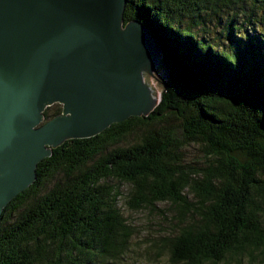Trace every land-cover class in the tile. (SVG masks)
<instances>
[{
	"label": "trees",
	"instance_id": "obj_1",
	"mask_svg": "<svg viewBox=\"0 0 264 264\" xmlns=\"http://www.w3.org/2000/svg\"><path fill=\"white\" fill-rule=\"evenodd\" d=\"M257 4L264 10V0H126L124 25L141 22L160 47V101L38 163L35 182L0 218V264L120 263L135 234L121 202L160 213L156 205L169 204V234L151 245L169 264L264 263V37L247 33L226 52L197 33L218 28L232 40L238 12L250 7V22ZM60 113L48 107L44 121ZM139 125L149 128L124 145ZM191 144L203 166L184 163Z\"/></svg>",
	"mask_w": 264,
	"mask_h": 264
},
{
	"label": "water",
	"instance_id": "obj_2",
	"mask_svg": "<svg viewBox=\"0 0 264 264\" xmlns=\"http://www.w3.org/2000/svg\"><path fill=\"white\" fill-rule=\"evenodd\" d=\"M125 5L0 0V218L52 149L159 103L145 77L162 63L160 47L141 22L124 25ZM54 104L61 113L44 121Z\"/></svg>",
	"mask_w": 264,
	"mask_h": 264
},
{
	"label": "rangeland",
	"instance_id": "obj_3",
	"mask_svg": "<svg viewBox=\"0 0 264 264\" xmlns=\"http://www.w3.org/2000/svg\"><path fill=\"white\" fill-rule=\"evenodd\" d=\"M259 1V0H258ZM259 4H257L255 11L252 13V19L250 22H245L247 16L252 12L247 9L246 14L243 15L242 12H238L235 20L238 25L242 23L240 29H236L232 33V40L226 38L225 35L218 37L220 29L211 30V34L204 35L201 31H198V36L202 39H205L206 43L214 45L215 50H225L226 52L230 51L231 46H235L236 41L241 40L240 43L247 40L248 35L250 37H264V10L259 9ZM239 10V9H237ZM235 11H229L230 15H233ZM221 15L223 19H227L229 13L226 10H222ZM220 28V27H219ZM197 31V30H195ZM248 33V35H246ZM246 35V38H245ZM264 45V43L262 44ZM155 79H154V78ZM153 77L147 75L145 77L146 83L156 92L158 98L161 96V92L165 88V83L167 81V69L161 63L153 73ZM159 82H158V81ZM53 110L61 108V105L54 104L52 105ZM165 124L173 125L179 129V121L174 118H169ZM162 125V124H161ZM160 125H152L150 128H157ZM147 128L145 125H139L134 134H131L126 138L124 145H130L134 143V140H138V137L143 133ZM184 163L190 164L194 167H200L204 164V154L202 152V147L199 144H191L183 150ZM264 177V173H263ZM54 181V180H53ZM52 181V183H53ZM127 187H122V192H125ZM121 211L126 220L134 226L135 234L131 239V249L130 251L120 260L118 264H169V255L166 251L161 252L160 255H157V249L152 248V244L159 238V236H164L169 234L170 225L164 221L163 217L170 218L172 216L171 207L169 204L161 203L157 204V208L163 213L158 211L150 212L148 209L141 211H132L123 205V202L120 203ZM226 264V263H219ZM230 264H236L231 262ZM241 264H255L248 260L247 257L241 259ZM264 264V263H262Z\"/></svg>",
	"mask_w": 264,
	"mask_h": 264
}]
</instances>
